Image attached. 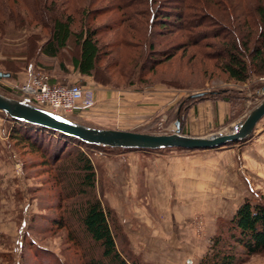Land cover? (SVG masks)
Segmentation results:
<instances>
[{"label":"rangeland","instance_id":"374dc122","mask_svg":"<svg viewBox=\"0 0 264 264\" xmlns=\"http://www.w3.org/2000/svg\"><path fill=\"white\" fill-rule=\"evenodd\" d=\"M156 30L169 33L168 28L160 25ZM33 32L38 31L18 30L11 23L0 40V71L11 74L10 78H0V94L10 99L24 101L16 91L21 84L19 80L39 70L41 65L39 57L23 54ZM171 34L157 48H172L186 41L179 32ZM61 57L68 58V53ZM68 67L71 73L76 72L70 64ZM125 73L134 77L128 66ZM113 74V85L118 87L99 86L160 92L163 107L159 112L142 122L124 125L144 133L173 134L177 108L193 94L226 90L234 96L232 103L222 101L229 106L227 118L222 123L214 116L212 133L202 137L235 131L264 101V76H253L244 84L233 82L213 62L202 61L196 47L179 51L155 74H148V84L127 86L125 76ZM84 79L82 83L90 87V82H95L89 77ZM239 96L247 97L245 111L233 119ZM59 115L84 120L76 112ZM87 120L84 121L101 128L115 125L111 121ZM263 120L250 139L228 147L157 151L84 149L96 171L93 194L112 211L119 250L140 264H199L213 252L214 239L223 230L228 239L223 222H228L246 199L257 202L260 195L264 196V125L260 126ZM13 125L0 111V264H82L81 249L88 248V243L82 240V248L77 246L70 241L67 231L58 226L61 218L66 219L69 228L77 223L75 204L61 199L62 188L67 185H59L42 153L10 136ZM71 175L67 173L68 182ZM237 264H264V253L240 257Z\"/></svg>","mask_w":264,"mask_h":264},{"label":"trees","instance_id":"16d2710c","mask_svg":"<svg viewBox=\"0 0 264 264\" xmlns=\"http://www.w3.org/2000/svg\"><path fill=\"white\" fill-rule=\"evenodd\" d=\"M11 23L18 30L28 28L40 33L29 36L23 54L42 59L39 70L57 78L71 74L70 64L82 77H90L103 86L118 87L111 79L114 72L126 77L127 86L148 84V74H155L179 51L195 47L202 61L213 62L233 82L244 84L253 76H264V0H0V40ZM159 25L168 28V34L181 33L186 41L172 48H157L168 38V34L156 30ZM63 53H68V58H62ZM51 63L55 66H49ZM127 66L134 77L125 73ZM233 98L226 90L193 94L180 103L174 121L180 120L182 135L191 136L184 132V125L194 105L208 100L232 103ZM239 98L237 107L233 112L230 110L233 119L245 111L247 97ZM3 113L14 124L10 136L42 153L59 185H67L62 188L61 199L75 204L77 223L69 228L66 219L61 218L58 226L67 231L68 238L77 246L82 248V240L88 243V248L81 249L82 264H140L118 248L112 211L93 194L96 171L84 149H190L143 150L92 145ZM70 120L98 128L81 119ZM253 133L222 147L243 143ZM67 173L72 174L70 182ZM223 223L228 239L223 230L214 239L213 252L199 264H237L240 257L264 253L263 195L257 202L246 199L234 216Z\"/></svg>","mask_w":264,"mask_h":264},{"label":"water","instance_id":"95a60500","mask_svg":"<svg viewBox=\"0 0 264 264\" xmlns=\"http://www.w3.org/2000/svg\"><path fill=\"white\" fill-rule=\"evenodd\" d=\"M10 73L0 71V78H10ZM0 111L23 123L45 127L72 136L92 145L125 149H214L250 136L257 124L264 118V101L253 109L247 118L231 133H218L208 137H193L181 134L180 120H177L173 134H150L117 129L93 128L74 122L64 116L33 104L10 99L0 94Z\"/></svg>","mask_w":264,"mask_h":264},{"label":"crops","instance_id":"0c3cea01","mask_svg":"<svg viewBox=\"0 0 264 264\" xmlns=\"http://www.w3.org/2000/svg\"><path fill=\"white\" fill-rule=\"evenodd\" d=\"M29 74L30 73H28V76ZM28 76L24 75V78L19 81H25ZM84 78L85 77H82L78 72H72L66 78L55 77L53 81L70 84L76 83L77 81L82 83L85 80ZM90 83L95 92L96 104L87 112L77 111L76 115L86 121H88V118L95 121H111L109 123L115 124L109 128H103L132 131L134 129L124 128V125L142 122L146 118L152 116L153 113L159 112L163 107V100L158 97L160 93H158V90H156V93H153L155 90H145L144 92L136 90H114L106 87L103 88L92 81ZM227 112L229 113V106L222 101H205L198 103L194 105L188 113V118L184 125V132L191 136L202 137L209 135L212 133L211 130L215 126V124L212 123V121L214 122V116L218 122L223 123L227 118ZM206 119L207 122L205 121ZM263 121L260 126L264 125ZM96 125L98 127L101 126L99 124Z\"/></svg>","mask_w":264,"mask_h":264},{"label":"built area","instance_id":"2783aa9c","mask_svg":"<svg viewBox=\"0 0 264 264\" xmlns=\"http://www.w3.org/2000/svg\"><path fill=\"white\" fill-rule=\"evenodd\" d=\"M16 91L24 102L64 115L90 110L96 104L93 87L83 83L55 82L42 70L31 72Z\"/></svg>","mask_w":264,"mask_h":264}]
</instances>
